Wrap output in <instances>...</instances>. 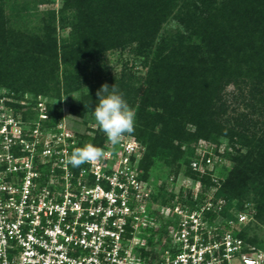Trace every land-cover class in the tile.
I'll use <instances>...</instances> for the list:
<instances>
[{
    "label": "trees",
    "instance_id": "1",
    "mask_svg": "<svg viewBox=\"0 0 264 264\" xmlns=\"http://www.w3.org/2000/svg\"><path fill=\"white\" fill-rule=\"evenodd\" d=\"M55 2L0 0V90L19 102L28 95L34 100L5 103L6 109L26 122L38 99L47 98L46 126L53 128L64 119V97L81 93L78 103L64 104L88 126L96 91L115 84L136 113L128 135L144 148L139 178L148 181L163 163L175 175L202 182L205 192L220 183L215 197L227 200L224 215L232 218L230 210L249 204L254 220L241 237L263 246L264 238L249 233L264 226V0H61L58 10L29 28L30 10ZM127 51L140 61L143 76L124 70L89 83L95 60ZM93 127L76 135V148L91 143L105 149L106 134ZM200 141L216 153L225 144L220 156L233 164L230 171L195 172ZM174 198L160 202L172 206Z\"/></svg>",
    "mask_w": 264,
    "mask_h": 264
},
{
    "label": "built area",
    "instance_id": "2",
    "mask_svg": "<svg viewBox=\"0 0 264 264\" xmlns=\"http://www.w3.org/2000/svg\"><path fill=\"white\" fill-rule=\"evenodd\" d=\"M5 110L0 264H264V245L241 237L253 208L246 204L226 217L227 200L215 197L220 183L201 194L202 202L197 195L194 206L157 209L153 190L139 178V142L124 141L98 162L74 168L67 160L77 144L64 123L55 135L42 133L40 123L26 133ZM41 120H48L45 111ZM214 149L205 141L196 146L192 168L200 176L226 161L222 147ZM189 179L201 190L202 182Z\"/></svg>",
    "mask_w": 264,
    "mask_h": 264
},
{
    "label": "rangeland",
    "instance_id": "3",
    "mask_svg": "<svg viewBox=\"0 0 264 264\" xmlns=\"http://www.w3.org/2000/svg\"><path fill=\"white\" fill-rule=\"evenodd\" d=\"M33 6V5H31ZM61 7V0H56L54 4H38L37 6H34L30 10V14L32 15L31 20H29L28 25L29 28L35 27L41 23V20L45 17V14L49 10H58ZM28 21V20H27ZM62 35V33H61ZM126 68V69H125ZM126 70L128 74L130 73H136L137 76H143L145 74V70L142 69L141 63L139 60H137L134 55L131 52H112L107 54L104 57H101L97 60H95L92 63V68L90 70V73L88 74V80L89 83H93V85H96L98 82H101L104 79H110L113 76H120L121 73ZM88 92V89L85 90ZM232 91V88L230 89ZM8 90H0V109L5 110L6 105L5 103H11V104H16V101L12 97H8L9 95ZM81 93H76L72 96H65L63 99V102L61 104L63 105V109L65 112L64 119L59 122L56 126L53 128H49L46 126V123L49 122V120H41V114L45 111L47 114V104L51 101L47 98L40 97L38 99V103L43 104V107L41 108L38 105V108H33L31 109L32 111V118L29 117V119L25 122L22 120V116H18V120L21 121L23 124V129L26 133H29L32 129L33 124L40 123V129L41 132L44 134H51L55 135V133L59 132L58 125L60 123H64L65 129L67 132L75 135H83L88 133V127L93 125V129L97 130L98 124L95 119H92L89 121L88 126H85L84 121L81 119L74 118L68 114V108L66 107V103H78L80 101ZM12 98V99H11ZM33 98L31 96H25L23 100H20V104L23 106H29L33 105ZM54 103L58 104L57 101H54ZM65 103V104H64ZM33 107V106H32ZM5 108V109H4ZM7 110V109H6ZM5 110V113L8 115H14V113L8 112ZM48 115V114H47ZM31 118V119H30ZM89 134V133H88ZM107 138V136H106ZM75 143L77 144L76 138L73 139ZM72 140V141H73ZM133 142L137 141L134 137L125 134L123 139L119 144H122L123 142ZM119 144L117 145H112L108 139L106 140V145L104 151H117L119 149ZM140 144V143H139ZM142 147V145L140 144ZM222 150L225 151L227 146L224 144L221 146ZM114 151V152H115ZM229 152H231V149H229ZM139 157L138 160H141V158L144 155V148L142 147V150L139 152ZM223 166L227 167V170L230 171L232 168L233 164L229 161H223ZM226 169V168H225ZM149 180L146 181V183L149 186L150 189H152L153 193V202L156 205V207L159 206H164L161 204V198H169L170 195L175 196L173 203L176 202H181L185 203L184 201L186 200H191L193 202V199L197 195H200L202 193H205L204 188L202 187L201 190L200 188H197V184H193L192 181H190L189 177H186L183 172H181L178 175H175L171 172L169 168H167L163 163H158L155 168L151 171L149 175ZM164 188H166V192L164 191ZM213 192L209 193L210 195ZM158 197V200H156ZM237 203V202H236ZM158 209V207H157ZM259 224H256V227H252L249 233L250 237H254L255 235H258L261 238H264V226H257Z\"/></svg>",
    "mask_w": 264,
    "mask_h": 264
},
{
    "label": "clouds",
    "instance_id": "4",
    "mask_svg": "<svg viewBox=\"0 0 264 264\" xmlns=\"http://www.w3.org/2000/svg\"><path fill=\"white\" fill-rule=\"evenodd\" d=\"M95 95L98 103L93 111L94 118L108 141L115 146L121 142L125 134H132L135 131L136 113L115 84L111 86L107 83L102 84ZM104 155L102 148L89 143L82 148H75L68 157L67 163L79 168L85 163L98 162Z\"/></svg>",
    "mask_w": 264,
    "mask_h": 264
}]
</instances>
